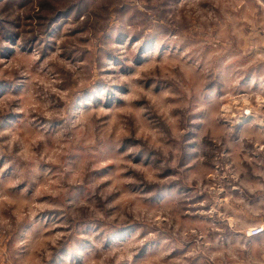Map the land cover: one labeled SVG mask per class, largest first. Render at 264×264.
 <instances>
[{"label": "clouds", "instance_id": "clouds-1", "mask_svg": "<svg viewBox=\"0 0 264 264\" xmlns=\"http://www.w3.org/2000/svg\"><path fill=\"white\" fill-rule=\"evenodd\" d=\"M0 264H264V0H0Z\"/></svg>", "mask_w": 264, "mask_h": 264}]
</instances>
